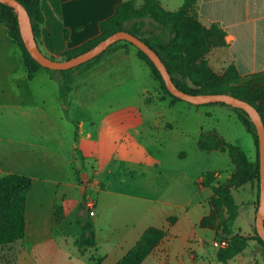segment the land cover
<instances>
[{"label": "crops", "instance_id": "obj_1", "mask_svg": "<svg viewBox=\"0 0 264 264\" xmlns=\"http://www.w3.org/2000/svg\"><path fill=\"white\" fill-rule=\"evenodd\" d=\"M130 0H41L40 52L61 60L65 50L96 38L99 24ZM140 4L141 0H136ZM167 12L184 0H157ZM199 22L224 33L220 49L239 75L264 72V0H198ZM65 100L44 70L28 77L22 50L0 24V177L17 174L32 181L25 207V237L0 247V264H117L143 232L154 227L166 236L142 264H223L209 243L219 237L201 228L210 212L212 192L199 181L206 172L218 180L234 167L226 153L217 164L195 173L193 160L201 134L215 132L255 161L252 136L233 109L200 106L212 122L191 123L196 109L164 97L159 83L133 46L118 44L83 71ZM184 115L182 118L177 113ZM85 155L93 185L78 190L76 205L64 221L79 232L78 222L93 226L95 245L79 249L76 236L55 231L57 183L75 156ZM99 184V188H96ZM92 209L80 206L83 194ZM236 206L232 233L244 244L227 264H264L253 240L259 192L251 179L231 191ZM174 218V222H168Z\"/></svg>", "mask_w": 264, "mask_h": 264}, {"label": "trees", "instance_id": "obj_2", "mask_svg": "<svg viewBox=\"0 0 264 264\" xmlns=\"http://www.w3.org/2000/svg\"><path fill=\"white\" fill-rule=\"evenodd\" d=\"M16 1L27 12L37 42L44 20L41 0ZM197 1L184 0L182 6L174 12L165 11L157 0H141L140 4L136 0L124 2L117 6L111 17L99 24L100 33L96 38L76 49L65 50L61 54V60L71 59L89 50L113 33L125 31L138 37L159 56L177 89L191 95L228 94L244 100L257 110L264 125V72L242 77L232 64L223 68L221 74H216L211 69L207 55L213 50L225 47L224 33L215 24L209 27L202 26L196 10ZM0 24L7 29L14 43L20 46L28 77L32 78L38 70H44L50 79L58 84L62 100H65L72 88L69 82L77 75L74 69L90 65L118 44L132 46L127 42H117L92 61L77 68L52 71L42 68L29 56L19 35L15 11L1 3ZM137 55L148 66L162 92L174 102L181 101L168 92L160 74L146 55L139 50H137ZM213 105L227 106L222 103L205 106ZM233 110L238 113L240 122L253 138L256 155L253 163L248 162L241 149L223 143V140L215 133L201 134L197 142V148L203 152L217 149L226 151L234 167L233 173L225 182L216 183L214 172L204 173L199 182L202 187L209 188L212 192L209 199L210 212L201 220L200 227L215 231L221 238H228L231 235L235 221L236 206L231 191L251 179H256L259 192L258 141L255 127L244 111L236 108ZM31 187L32 181L27 176L9 174L0 177V247L24 239L25 207ZM86 199L87 192H84L80 206L82 209L86 208ZM87 217L90 215L87 214ZM174 220V218H169L168 222L172 223ZM62 221L63 216L56 214L55 231L60 235H70L62 231ZM78 226L77 247L79 249L93 247L95 235L91 223L86 220L84 224L78 222ZM253 232L255 235L253 240L264 253V242L257 236L255 227H253ZM165 236L166 232L162 229L147 228L117 264H142ZM243 248L244 244L239 238H229L228 246L217 250L216 259L220 263L227 264L228 260L240 253Z\"/></svg>", "mask_w": 264, "mask_h": 264}, {"label": "water", "instance_id": "obj_3", "mask_svg": "<svg viewBox=\"0 0 264 264\" xmlns=\"http://www.w3.org/2000/svg\"><path fill=\"white\" fill-rule=\"evenodd\" d=\"M0 3L7 5L15 11L19 35L23 46L29 56L44 69L52 71L74 69L82 64L92 61L115 43L127 42L146 55L160 74L165 88L173 97L194 106L222 103L244 111L255 127L258 141L259 198L255 217V230L257 236L264 242V125L259 113L251 104L228 94L191 95L180 91L172 83L170 75L159 56L138 37L125 31L113 33L89 50L80 53L71 59L62 61L52 60L40 52L33 35L29 16L23 6L16 0H0Z\"/></svg>", "mask_w": 264, "mask_h": 264}, {"label": "rangeland", "instance_id": "obj_4", "mask_svg": "<svg viewBox=\"0 0 264 264\" xmlns=\"http://www.w3.org/2000/svg\"><path fill=\"white\" fill-rule=\"evenodd\" d=\"M220 52H221L220 49H216V50L211 51L207 55L209 65H210L211 69L216 74H221L223 68H226V66L229 64L228 61L226 60L224 53L223 52L220 53ZM96 61H93L88 66L86 65L84 67L74 69V72H77V75L75 77H72L71 81L69 80V76H68V80L70 81L69 84L71 83V85L73 86L75 82L77 83L78 79H80V77H77V76L80 75L87 68H89ZM162 93H163L164 97H168L164 92H162ZM228 107H230V106H228ZM194 108H196V109H193L195 111L190 112V115L188 116V118H190V120H191V123H193L194 127H196V125L200 121H202L203 119H204L206 125H208L212 122V120L210 118H206V116L202 113V111L204 110L203 107L199 106V107H194ZM230 108L233 109V107H230ZM234 112L236 113V115L238 117V113L236 111H234ZM176 116L178 118L184 117V115H181V113H179V112L176 114ZM238 120H239V118H238ZM205 133H215V132H205ZM218 137L221 138L220 136H218ZM221 139L223 140V143L232 145L231 143L225 141L223 138H221ZM197 142H198V140H197ZM196 146H197V143H196ZM198 151H200V150L198 149ZM213 151L227 154L226 151H220L218 149L208 151V152H213ZM216 156L217 155H215L214 153L210 156L205 155V152H203V151H200V153H195V157L193 160V166H194L195 173H200L201 171H207L212 166L216 165L218 163ZM227 156H228V154H227ZM90 166H91V164H90V162H88V158L85 155L75 156L74 160L72 161V164L70 165V167L68 169V171H66L65 177L62 178L61 181L57 183V186H56L54 194H53V198H57V199L61 198L60 202H62L63 204L65 203V205H68V206H60V207L56 206V208L54 210V215L56 216V214H61V216H63V221H62L63 229H62V231L67 232V234H70L71 236H77L78 232L73 226H71V222H68L67 220L64 221L65 217L68 216V215H65L66 209H68L70 211L76 205V200L79 197V195H78L79 189L82 188V190H83L85 187H91L93 185V181L91 179L92 177L88 174V170H89ZM215 176H216V173H215ZM229 178H227L223 181H219L218 175H217L216 176V183L225 182ZM253 180L256 181V179H253ZM99 186L100 185L97 184L96 188H99Z\"/></svg>", "mask_w": 264, "mask_h": 264}, {"label": "built area", "instance_id": "obj_5", "mask_svg": "<svg viewBox=\"0 0 264 264\" xmlns=\"http://www.w3.org/2000/svg\"><path fill=\"white\" fill-rule=\"evenodd\" d=\"M85 205H86L87 209H89V210L92 209L89 211V215L93 216V214H94V212H93V201L87 200ZM228 243H229V238L216 237L210 241L209 245L217 251V250L226 248L228 246Z\"/></svg>", "mask_w": 264, "mask_h": 264}]
</instances>
